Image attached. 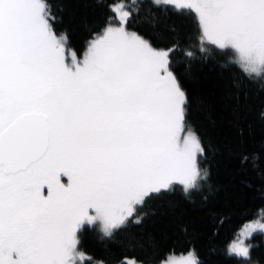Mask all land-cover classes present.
I'll list each match as a JSON object with an SVG mask.
<instances>
[{
	"label": "snow or ice",
	"instance_id": "6c2138e0",
	"mask_svg": "<svg viewBox=\"0 0 264 264\" xmlns=\"http://www.w3.org/2000/svg\"><path fill=\"white\" fill-rule=\"evenodd\" d=\"M155 2L195 14L202 53L207 45L230 51L246 74L264 77V0ZM112 11L117 23L83 59H69L45 0H0V264H81L83 224L111 236L139 222L152 195L177 184L187 193L206 175L205 149L185 132L175 48L128 31L123 4ZM255 227L264 230L246 226L230 254L248 257L242 238ZM166 264L197 260L190 253Z\"/></svg>",
	"mask_w": 264,
	"mask_h": 264
},
{
	"label": "trees",
	"instance_id": "16d2710c",
	"mask_svg": "<svg viewBox=\"0 0 264 264\" xmlns=\"http://www.w3.org/2000/svg\"><path fill=\"white\" fill-rule=\"evenodd\" d=\"M54 31L82 59L89 42L109 24L113 5L132 13L126 27L157 49L175 48L171 70L187 97L186 129L205 151L198 157L204 179L187 193L177 184L152 195L111 236L85 224L78 248L103 264H160L171 254L193 252L197 264H264V233L250 239L248 257L229 253L240 228L264 217V77H250L230 51L200 45L195 14L154 0H45ZM192 52V56L185 55ZM90 264V262L88 263Z\"/></svg>",
	"mask_w": 264,
	"mask_h": 264
},
{
	"label": "rangeland",
	"instance_id": "374dc122",
	"mask_svg": "<svg viewBox=\"0 0 264 264\" xmlns=\"http://www.w3.org/2000/svg\"><path fill=\"white\" fill-rule=\"evenodd\" d=\"M155 1V0H154ZM124 5V4H123ZM125 6V5H124ZM125 10H127V8L125 7ZM128 31H130V32H134V31H131V30H129V29H127ZM105 31V30H104ZM104 31L101 33V34H99L98 36H100V35H102L103 33H104ZM137 34V33H136ZM58 35V34H57ZM63 35V34H62ZM138 35V34H137ZM63 36H65V35H63ZM98 36H96L95 38H97ZM66 37V36H65ZM141 37V36H140ZM94 38V39H95ZM142 38V37H141ZM94 39H92L90 42H89V44L94 40ZM67 44V43H66ZM89 44H88V46H89ZM87 49H88V47H87ZM87 49L85 50V52L87 51ZM160 50H165V49H160ZM84 52V53H85ZM71 51H69V49H67V47H66V49H65V55H66V57H68L69 59H70V57H71ZM83 56H84V54H83ZM83 56H82V59H83ZM187 131H190V130H187V129H185V132H187ZM65 182H66V178H65ZM45 193H46V190H45ZM257 222L258 223H262V224H264V217H258V218H255V219H253V220H251V221H248L247 223H245L241 228H240V230L237 232V234H236V236H235V238L230 242V244H229V246L233 243V241H235V240H237L239 237H241V232H242V230H245V228H246V226H248V225H252V226H255L256 224H257ZM85 224H88V223H85ZM85 224H83L82 226H81V228L85 225ZM91 225H93V224H91ZM98 228H99V226H97ZM81 228L78 230V232H77V238H78V233H79V231L81 230ZM100 229V228H99ZM255 233H264V230H262V229H260V228H258V227H255V229L253 230V228H248L247 229V231L245 232V235H244V237L242 238L243 239V244H244V246H246V247H248V249H250V243H249V239H250V237L253 235V234H255ZM77 247H78V245H77ZM228 249H229V247H228ZM78 251L79 252H81V253H83L81 250H79V248H78ZM193 254V256H194V258L197 260V258H196V255L193 253V252H188V253H183V254H171V255H169L162 263H160V264H166V262L168 261V259L170 258V257H177V258H179V257H187L189 254ZM230 253V252H229ZM84 254V259L81 261V264H88L89 262H90V264H103L102 262H94V261H91L90 260V258L88 257V255H86L85 253H83ZM234 255H236V254H234ZM128 264H138L136 261H134V260H128Z\"/></svg>",
	"mask_w": 264,
	"mask_h": 264
}]
</instances>
